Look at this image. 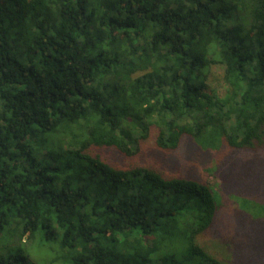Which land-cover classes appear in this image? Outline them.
I'll return each instance as SVG.
<instances>
[{
	"label": "trees",
	"instance_id": "obj_1",
	"mask_svg": "<svg viewBox=\"0 0 264 264\" xmlns=\"http://www.w3.org/2000/svg\"><path fill=\"white\" fill-rule=\"evenodd\" d=\"M186 138L263 222L264 0H0V264H262L221 189L164 168Z\"/></svg>",
	"mask_w": 264,
	"mask_h": 264
},
{
	"label": "rangeland",
	"instance_id": "obj_2",
	"mask_svg": "<svg viewBox=\"0 0 264 264\" xmlns=\"http://www.w3.org/2000/svg\"><path fill=\"white\" fill-rule=\"evenodd\" d=\"M223 71L220 68H215L214 74L216 77L220 76ZM212 84L219 89L221 93L225 91V86L222 81L215 79ZM226 154L218 153V151H204L202 150L194 141L186 138L182 143L181 147L169 157L163 156V164L166 171L171 175H180L181 173L187 172L189 170H195L196 173L203 179L209 180L211 184H213L216 189L220 190L223 184L225 173L223 170L218 168V164L224 163ZM238 156V155H237ZM242 159H247L250 157L249 154H242ZM158 157H161L159 154L153 155V157H145L148 160V163H153L158 165L160 161H158ZM158 164H157V163ZM144 163V162H142ZM227 190L221 189L220 192L226 196L225 201L226 204L223 206V209L220 212V228L227 239L235 241V244L238 243V240H241V237L244 234L249 236V239H257L261 234L260 240H255V245L258 247L260 243L264 245V221L260 223H256L254 226H251L248 231L243 232V225H250L243 217L241 210L238 209L237 205L234 203V199L231 198L226 193ZM13 219L11 218V225H13ZM9 227V229H10ZM14 227V225H13ZM7 228V231L9 230ZM262 233L259 234V232ZM0 238V255H8V245L7 243L11 241L12 238L2 239ZM14 240H17L14 238ZM207 243L211 246L210 239L206 238ZM247 240V239H246ZM245 240V241H246ZM213 241V240H212ZM228 243L232 244L230 241ZM28 244V243H27ZM212 247V246H211ZM240 249V248H239ZM237 250V254L235 256L232 255V260H236L237 264H252L255 259L251 257L253 252H250L249 249ZM264 249V247H263ZM232 253V252H231ZM230 253V254H231ZM251 253V254H250ZM249 257V258H248ZM243 258V260H242ZM264 264V258L261 261Z\"/></svg>",
	"mask_w": 264,
	"mask_h": 264
}]
</instances>
